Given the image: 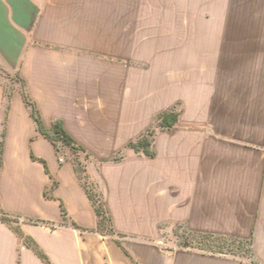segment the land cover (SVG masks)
Here are the masks:
<instances>
[{
	"label": "crops",
	"instance_id": "1",
	"mask_svg": "<svg viewBox=\"0 0 264 264\" xmlns=\"http://www.w3.org/2000/svg\"><path fill=\"white\" fill-rule=\"evenodd\" d=\"M262 5L255 85L199 101L178 89L185 109L160 127L153 204L100 187L112 223L99 230L76 154L39 132L28 102L47 130L61 123L94 157L129 148L168 109V68L138 75L139 23L158 6L0 0V264H264ZM178 229L237 240L239 254L168 248L161 233Z\"/></svg>",
	"mask_w": 264,
	"mask_h": 264
},
{
	"label": "rangeland",
	"instance_id": "2",
	"mask_svg": "<svg viewBox=\"0 0 264 264\" xmlns=\"http://www.w3.org/2000/svg\"><path fill=\"white\" fill-rule=\"evenodd\" d=\"M150 2L156 3L158 7H150V13H146L147 18L139 23L138 75L145 70L150 73L153 70L152 73L156 74L155 71L162 69L161 75L164 78V71L168 68L166 111L174 110L178 113L185 109L181 102L176 104L178 89L194 94L199 101L208 99L209 94H217L226 84L255 85L262 0ZM162 83L164 86V80ZM148 90L154 94L161 88L149 87ZM164 90H161L162 98ZM159 99L158 95L152 96L154 103H158ZM200 103L196 102L197 105ZM159 132L158 114L151 120L150 127L133 139L138 142L146 134L154 157H148L142 152L136 153L127 146L113 151L95 150L94 153L99 152V158L82 150L74 156L81 177L89 189L94 190L92 194H96L99 204L105 199L99 191L100 187L109 194L114 189L115 196L121 199L128 197L131 200L140 194L146 198L147 208L153 204ZM161 235L168 248L178 246L239 254L236 246L240 242L237 240L203 238L199 234L179 229L175 234L162 232Z\"/></svg>",
	"mask_w": 264,
	"mask_h": 264
},
{
	"label": "trees",
	"instance_id": "3",
	"mask_svg": "<svg viewBox=\"0 0 264 264\" xmlns=\"http://www.w3.org/2000/svg\"><path fill=\"white\" fill-rule=\"evenodd\" d=\"M28 103L32 107V113L36 123L38 124L37 127L39 132L43 136L51 140L53 144H55L54 146L58 149V151H59V145L70 148L74 154H78V152L82 150L79 147H77L76 142L74 141L72 136L65 131L61 123L56 122L54 126H52L51 130H47L44 127L45 125L41 117L38 116V114L36 113L34 105L31 102ZM177 121H178V114L174 110H171L169 112L166 111L165 113L161 114L159 117V126L163 128L171 129L174 128ZM150 147L151 144L147 140L145 134L138 142L131 143L129 149H132L136 153L142 152L148 157H153L154 153L151 151ZM90 197L95 202L94 204L97 208V212L100 217L99 230L105 229L108 225L110 227V223H112V221L108 216V213L104 208L103 203L98 204V201L96 200V196L93 194H90ZM4 219L8 220L7 217H4Z\"/></svg>",
	"mask_w": 264,
	"mask_h": 264
},
{
	"label": "built area",
	"instance_id": "4",
	"mask_svg": "<svg viewBox=\"0 0 264 264\" xmlns=\"http://www.w3.org/2000/svg\"><path fill=\"white\" fill-rule=\"evenodd\" d=\"M99 204V203H98Z\"/></svg>",
	"mask_w": 264,
	"mask_h": 264
}]
</instances>
